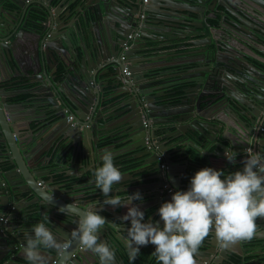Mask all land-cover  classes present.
I'll return each mask as SVG.
<instances>
[{
    "label": "water",
    "instance_id": "1",
    "mask_svg": "<svg viewBox=\"0 0 264 264\" xmlns=\"http://www.w3.org/2000/svg\"><path fill=\"white\" fill-rule=\"evenodd\" d=\"M78 2L76 10L81 12L83 23L73 21L75 24L66 23L71 8L65 11L66 17L58 12L65 0H0V89L5 91L18 84V95H32L33 106L45 107L44 115L52 116L53 120L45 123L46 131L58 128L57 137L46 140L45 146L51 145L53 152L36 155L39 141L32 140L37 137L36 131L44 130V120L37 119L36 125L43 124L39 129L31 128L30 120L13 116L10 102L0 95V154H5V161L11 165V169L3 171L4 165L0 164V218L12 212L6 222H0V264H27L20 261L24 257V237L14 231L22 199H30L52 214L54 222L48 221L45 226L57 239L69 242L60 251L41 249L47 264H76L81 260L84 249L78 240H71L70 233L81 212L98 199L71 195L77 192L82 175L87 180L84 186L95 185L94 169L102 164L100 154L109 145L129 144L116 155L118 159H113L126 179L114 184L112 192L117 193L115 187L132 186L143 166L147 172L148 167L158 172L154 178L160 181L155 193L158 195H154L158 217L160 205L170 201L176 191L167 192L175 187L169 171L177 165L172 154L178 150L167 147V138H182L184 145L198 143L202 147L214 143L217 156H223L226 149L245 153L246 157V149L264 155V57L258 53L264 51V0H147L141 23L138 15L142 0ZM137 29L142 31L141 37L126 41L128 34ZM72 32L83 42L81 51L70 40ZM182 36L191 37V44L197 46L190 54L198 69L186 76V81L178 75L162 81L179 86L177 90H146L150 85L142 80L147 74L133 61L136 50L148 39L167 42ZM127 43L126 75L120 55ZM109 46L112 52L105 56ZM167 54L158 60L169 59ZM13 73L19 76L17 80H12ZM113 90L116 94H112ZM110 95H121L124 108L120 113L122 127L114 134L98 110V104ZM26 101L23 99L20 107ZM146 108L151 128L160 126L148 132L142 122ZM24 121L28 135L19 134V124ZM238 127L247 131L245 142H241ZM147 134L153 142L150 146L146 144ZM61 143L65 148L59 147ZM130 144L134 147L130 148ZM124 150L133 152L125 155ZM162 157L167 166L165 177L160 174ZM69 168L72 170H65ZM57 172H61L58 178ZM44 175L48 178L44 179ZM11 198L17 201L14 209L9 205ZM65 206V213L60 212ZM100 215L107 223L99 233L108 231L117 248L118 240L107 228L116 229L114 223L101 212ZM257 222L264 223V218ZM10 234L15 237L12 241ZM205 242L207 248H199L196 254L197 264L233 263L228 246L214 253L218 242L213 234Z\"/></svg>",
    "mask_w": 264,
    "mask_h": 264
},
{
    "label": "clouds",
    "instance_id": "2",
    "mask_svg": "<svg viewBox=\"0 0 264 264\" xmlns=\"http://www.w3.org/2000/svg\"><path fill=\"white\" fill-rule=\"evenodd\" d=\"M146 3L147 0L145 3L142 0L140 4V23L145 16ZM134 32L140 33L137 38L141 37L142 31L137 29L130 34ZM237 133L241 142H245L247 131L238 127ZM236 156L237 153L233 150L226 149L224 152L229 163H234ZM100 160L102 164L93 172L94 184L105 197L103 206L127 207V212L121 218L123 221H130L126 240L132 261L140 253L141 246L151 244L154 245L152 255L158 264H197L195 257L198 249L210 234L214 235L222 248L237 241L251 240L257 231V219L264 218V155L254 153L251 149L247 152L243 167L228 175L212 167L197 170L191 177L187 190L175 191L170 201H164L160 205L158 215L163 221L162 226L153 221L143 222L145 212L133 203L142 200L139 192L123 199L118 195H111L113 185L122 181L123 174L114 165L110 150H103ZM67 207H61L59 211L65 213ZM96 209V205L90 203L81 212L70 238L78 240L85 251L93 252L98 257L99 264H114V250L100 241L97 235L107 222ZM9 213L12 215V212ZM24 240L22 254L29 264H47L42 248L60 251L69 246L67 240L57 239L44 223H36L30 230L25 229ZM232 262L241 264L240 260Z\"/></svg>",
    "mask_w": 264,
    "mask_h": 264
},
{
    "label": "crops",
    "instance_id": "3",
    "mask_svg": "<svg viewBox=\"0 0 264 264\" xmlns=\"http://www.w3.org/2000/svg\"><path fill=\"white\" fill-rule=\"evenodd\" d=\"M79 0H65L66 4L62 7V9H58V12L60 14H63V17H66V10L68 8H71V14L70 18L66 20V23L68 21L75 23L73 21H81L83 23V17L81 16V12L76 10L77 5ZM55 4L56 1H53ZM211 23L216 22L213 19L209 20ZM76 22V23H77ZM75 23V24H76ZM207 30V28H206ZM148 34L152 35L149 30ZM78 34L76 32H72L70 35V40L73 43V45H76V47L81 51L83 42H80L77 37ZM93 36L96 38L97 34L94 33ZM202 37V36H198ZM98 40V39H96ZM192 38L191 37H177V38H172L171 41H163L160 39H148L147 43L144 46H141L139 49L136 50V54L133 57V61L137 63V67L140 69H144L146 75V79L142 80L143 83H149V87L146 90L155 92V93H160L163 90H166L167 88H172L175 89L177 88L176 86L171 85V83L166 82L165 84L162 83L165 79L169 80L173 76L178 75V76H184V79L182 81H186V76L191 74V72L197 70L198 68L196 67V63H194L195 59L193 56H191V51L196 49V44H191ZM112 49L109 46L108 51L106 50L105 56L108 54H111ZM169 55V59H161L160 55ZM260 55L264 57V51H258ZM162 57H167V56H162ZM90 59V57H89ZM17 65V64H16ZM89 66H92V63H89ZM20 70H22L20 68ZM1 74H5L4 71H1ZM17 73H13L12 75V80H17L19 78ZM107 75V74H106ZM2 78H5V75H2ZM97 90V87L95 88ZM16 90V91H13ZM19 89L16 88H9L7 87L5 91L3 89H0V95L4 99H11L12 97L18 95ZM95 91H92L94 94ZM112 94L114 93V90L112 91ZM109 98V99H108ZM33 99L34 97L32 95H28L25 100L26 103L24 104V107H20L21 103L20 101H15L13 102L10 100V111L13 113L14 117H23L24 120H32L37 121V119H43L44 122L43 128L44 130L42 132H37V137H34L32 141L38 140L41 144L44 143L48 138L53 139L54 137H57L56 131L58 128L52 127L48 132L46 131L47 125L45 124L46 122H51L53 120L51 115H44V110L45 107L40 106H33ZM122 100L121 95H110L107 97V100L104 102H100L98 104V110L100 111V117L102 116L104 121L108 120L109 124L108 129H110V133L114 134L115 132L118 131L119 128H121V120L123 116H121V111L124 110L122 109L121 105L123 102H120ZM1 103V102H0ZM41 108V109H40ZM92 111V108L88 111L89 114ZM85 113V112H84ZM11 114V113H10ZM68 114V113H67ZM86 114V113H85ZM88 114V117L90 118L91 115ZM12 115V114H11ZM228 119L231 117L225 116ZM68 119L71 120L72 116L68 114ZM39 125L37 128L41 126ZM20 132L19 134L22 135L25 132V128L27 126V123L21 122L19 124ZM146 131L148 132L152 128H158L160 126H150V119L148 126H144ZM31 128L37 129L35 124H32ZM231 130V129H230ZM34 131V130H33ZM28 135V133L26 134ZM49 136H54V137H49ZM41 138V139H39ZM114 138H119V136H115ZM113 139V138H112ZM111 138L109 139L112 140ZM146 144L149 146V144H153L150 140V135L146 137ZM166 144L169 149L172 147H176L178 150L172 154V158L176 162L177 165L173 167L171 171H169V178L170 180L174 183L175 187L174 190H187V188L190 185V180L193 174L204 167H209L208 164V158L210 156H217L214 155V152H217V147L215 146L214 143H208L206 146H201L198 143L193 144V143H186L185 145L182 144V138L174 139H166ZM1 145V143H0ZM129 144H124L123 142H119L113 145H109L106 148H103V150L108 149L113 153V159H118L116 156L117 154L122 153V149L125 146H128ZM61 148H65V145L59 146ZM134 147V144H130V148ZM60 148V149H61ZM125 150H127L125 148ZM124 150V151H125ZM249 149H246V151ZM204 151L203 153H201ZM234 152L237 153V156L235 157V162L232 164H228V170L231 172L241 169L243 167V163L245 161L246 154L245 153H238L236 150H233ZM58 152V150H57ZM130 152L129 151L123 153L125 155H128ZM137 153H135L136 155ZM45 156H47V152L44 153ZM122 155V154H121ZM56 157V154H55ZM195 157H197L200 161L196 160ZM217 157H224V152L223 156H217ZM6 155L5 154H0V164L4 165V171H7L11 169V165L9 164L8 161H5ZM225 158V157H224ZM53 161V160H52ZM139 162V161H138ZM137 163V162H136ZM165 165V168H161L164 171L167 170L166 163L164 162V157H162L161 164ZM199 165V166H197ZM34 168H37V166H34ZM65 168V167H64ZM90 168V166L88 167ZM146 166L141 167L140 170V177L135 176L136 182L130 187H115L116 192H112L111 195L113 196H120L122 199L128 197L134 192H139L142 196L141 201H133L134 204H136L142 211L145 212V218L143 222H148V221H153L156 223H159L162 226V220L160 217L157 216V210H156V202L154 195H158L155 193H158V185L160 184V181L157 179L155 180L154 178L158 176V172L153 171L151 167H148L149 171H146ZM67 171L72 170L71 168L65 169ZM76 170V169H75ZM123 170V169H122ZM44 172V171H41ZM227 172V171H226ZM231 172L225 173V175L230 174ZM81 173V172H79ZM58 174H61V172H57L55 174V177L58 178ZM12 175V174H11ZM42 175V173H41ZM165 177V174H164ZM44 179H47L48 177L46 175L43 176ZM128 178V176H127ZM126 179V176L123 175L122 181ZM140 179V180H139ZM87 183V180L85 178V175H82V180L80 182L79 187H77V192L75 195H71V198L75 196H79L82 199L85 198H91L93 199L96 197L98 200H94V204L96 205V208L98 211V214L100 215V212L104 214L105 216L109 217V219L114 223L116 229L112 227H107L110 232H114V235L116 236L115 240H118L116 243L118 247H115V244L113 243L114 239L112 238V235L106 231V233L102 232L98 233V238L100 241H103L107 243L115 252V261L114 264H128L126 262V257H129V248L127 245V227H130V221H123L122 216L127 212V207L121 206L119 208H113L108 205L102 204V201L105 199L104 195L100 191V189H97V187L94 186H84V184ZM180 184H182L180 186ZM69 188V186H68ZM160 192V191H159ZM168 192V190H167ZM167 192H164L166 194ZM102 194V195H100ZM99 197V198H98ZM27 200V199H26ZM28 202L24 201L22 199V207L19 210L20 217L18 220L15 221V226H14V231L19 232L23 237H25V229H31L32 226L36 223H44L46 226H48L47 222L52 221L54 222V217L52 214L47 213L45 210H43V207L40 206V204L37 203H32L30 199L27 200ZM16 199L13 200L11 198V203H9L10 207L14 206L16 204ZM103 207V208H102ZM102 208V210H101ZM14 211V210H13ZM116 214V215H114ZM4 215V213L2 214ZM103 216V215H101ZM104 217V216H103ZM257 231L255 236L251 240L247 241H237L235 243H232L228 246L230 250V255L231 259H237L234 260L236 262H239L241 264H246V263H251V264H264L263 257H264V223L257 222ZM106 227V226H105ZM51 230V229H50ZM52 231V230H51ZM209 237V236H208ZM207 237V238H208ZM15 239V237H12ZM111 238V239H110ZM205 238V239H207ZM17 246L19 247V242L15 240ZM14 242V243H15ZM142 247V246H141ZM140 247V248H141ZM219 244L217 245L214 253L217 252L219 249ZM206 249L207 244L205 240L202 243V247L200 249ZM44 249V248H42ZM47 250V249H45ZM83 251V250H82ZM148 254V253H147ZM152 254L150 255V257ZM79 262L76 264H99V259L98 257L91 251H83V254L80 256ZM138 257L135 259V263L137 264H142L146 263L141 260V262L138 261ZM21 262L29 264V262L22 257L20 259ZM139 262V263H138ZM148 264V263H147ZM239 264V263H238Z\"/></svg>",
    "mask_w": 264,
    "mask_h": 264
},
{
    "label": "trees",
    "instance_id": "4",
    "mask_svg": "<svg viewBox=\"0 0 264 264\" xmlns=\"http://www.w3.org/2000/svg\"><path fill=\"white\" fill-rule=\"evenodd\" d=\"M27 96L28 95H17V96H14L12 98V101L15 102V101H18L19 99H22L23 100ZM38 126L39 125H36V128ZM195 159L198 160V161H200L197 157H195ZM227 162L228 161L224 157L210 156L208 158L209 167H212L214 169H220L224 173L231 172L230 170H228V167L227 166H229V165L227 164ZM3 168H4V166H3ZM3 168L1 167V169H3ZM200 247H202V245ZM153 251H154V245L149 244L148 246H142L140 248V253L137 255V257L139 259L138 261L141 262V260H142V261H144V262H146L148 264H158V261L156 260L155 256L152 255L150 257V255L152 254ZM234 260H238V258L237 259H234ZM125 261L128 262V264H137V263H135V260L132 261L129 257L128 258L126 257V260ZM263 261H264V257H263ZM246 264H251V263H246Z\"/></svg>",
    "mask_w": 264,
    "mask_h": 264
},
{
    "label": "built area",
    "instance_id": "5",
    "mask_svg": "<svg viewBox=\"0 0 264 264\" xmlns=\"http://www.w3.org/2000/svg\"><path fill=\"white\" fill-rule=\"evenodd\" d=\"M143 2L145 3L146 2V0H143ZM141 17H143V14H141L140 15ZM140 36V33L139 32H134L133 34H129L128 35V41L130 42V41H132V39H134V38H137V37H139ZM129 44L127 43V44H123V50H122V53H121V55H120V60H122V61H126V57H125V55H124V52L126 51V50H128L129 49ZM124 64V72H125V74L127 75V74H129V72H128V65H129V63H127V62H125V63H123ZM148 112H149V110H148V108H146V110L145 111H143V114H142V122H143V125L144 126H148V123H149V117H148ZM150 146V145H149ZM161 167H163V168H165V165L164 164H161ZM1 172V171H0ZM172 191V189L170 188V189H168V192H171ZM12 209H13V206L11 207ZM10 215V213H8L6 216H3L2 218H1V221L2 222H6V220H7V217Z\"/></svg>",
    "mask_w": 264,
    "mask_h": 264
},
{
    "label": "flooded vegetation",
    "instance_id": "6",
    "mask_svg": "<svg viewBox=\"0 0 264 264\" xmlns=\"http://www.w3.org/2000/svg\"><path fill=\"white\" fill-rule=\"evenodd\" d=\"M15 85V86H14ZM13 85V88H19L17 85L18 84H14ZM177 88H175V89H173V90H177L178 89V87L179 86H176ZM13 91H16V90H13ZM17 96V95H16ZM13 98V97H12ZM12 98L11 99H8V101H10V100H12ZM26 99V98H25ZM18 101H23L22 99H19ZM34 123H36V121L34 120H32V122H30V124H31V126H32V124H34ZM36 125V124H35ZM46 143H47V141H45L44 143H40L39 142V146L37 147V149H36V152H35V154L36 155H40V156H42L44 153H46L47 152V154L48 155H50L52 152H53V147H51V145H49V146H45L46 145ZM57 153V150H55L54 151V154H53V156L55 157V154ZM163 164V163H162ZM160 167H161V161H160ZM161 168H163V167H161ZM163 170V169H162ZM162 176H164V170H163V173H160ZM141 175H140V173H138L137 175H136V177H139V178H141L140 177ZM140 180V179H139ZM166 186V185H165ZM79 197V196H78ZM81 198V197H80ZM156 217H158V216H156ZM1 222V221H0ZM12 235L10 234L9 235V239H11L10 241H12ZM13 243V242H12ZM15 244H16V242H15Z\"/></svg>",
    "mask_w": 264,
    "mask_h": 264
}]
</instances>
